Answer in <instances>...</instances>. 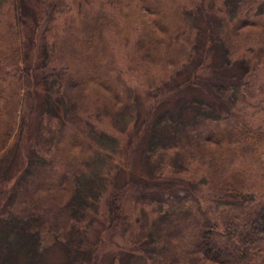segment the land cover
I'll return each mask as SVG.
<instances>
[{
	"label": "rangeland",
	"instance_id": "374dc122",
	"mask_svg": "<svg viewBox=\"0 0 264 264\" xmlns=\"http://www.w3.org/2000/svg\"><path fill=\"white\" fill-rule=\"evenodd\" d=\"M65 1L61 6L56 5L52 19L41 28L43 40L51 44L57 42L70 25H81L82 15L88 19L96 12L104 15L107 25L102 27L104 54L101 63L104 72L116 83L121 97L125 96L129 100V108L124 112L123 106H116L118 104L112 97L100 92L87 90L82 101L79 98L83 95L72 89L74 87H69L67 94L59 78L62 77V63L57 62L55 66L58 70L54 69V76L58 81L55 83L56 94L53 100L60 109L56 106L55 114H51L47 105L46 85L44 81L35 80V86L31 88L36 89V96L31 98L29 104L23 103V111L19 110L13 117L12 126L17 125L16 119L18 125L5 145L9 147L13 142L15 144L6 158L11 170L5 174L3 169L4 175L0 177V218L42 217V257L37 264H66L70 259V254L62 244L67 240L66 236L76 239L80 251L94 253L92 260H88L87 254H77L76 258L82 260L79 264H157L155 254L151 252L156 244L148 241L151 240L152 222L163 216L166 210H176V213L182 209L189 210L191 215L222 221V215L228 207L217 195L223 188L231 187H225V181L232 173V184L264 196V140L258 142L257 146L246 144L243 151L232 155L235 161L223 165L221 176H218V169L213 165L214 156L203 149L196 139H181L179 146H187L181 149L160 147L152 150L149 146L153 128L159 119L155 116L151 118L149 114L159 101L163 100L158 114L169 117L166 114L171 112L179 119L177 112L184 99L173 96L169 81L174 75L172 69L177 64L180 66L176 70L175 84L184 79L181 72L183 65L188 70L187 76L192 77L193 65L190 61L193 59L198 64L201 58V55L195 54L192 43H196L195 32L206 20L204 9L215 12L219 22L225 16L227 24L222 34L224 39L221 40L228 46L226 57L225 47L218 44L209 62L223 66L226 59L243 60L248 61L252 68L250 74H246L244 83L232 87L225 94V100L230 102L212 105L213 112H221L223 117L215 124L225 126L227 119L235 123V119L239 118L247 120L253 129L260 127L264 131V58H257L264 49V14L260 13L264 10V0H229V4L227 0H205V4H202V0H160L169 15L164 22H173L180 28L173 36L174 44L167 49L161 48L162 53L167 50L169 55H163L162 61L154 60V56L147 57L149 62L146 63L139 57L133 58V52L136 50L139 33L143 30V19H152L151 14L143 13L141 17L139 11L134 14L122 4L118 5L116 0ZM244 2L243 15H247L249 22L258 21V26L234 33V24L243 16L238 14L236 17L235 12L240 10ZM235 3L239 6L234 7ZM192 10L194 16L187 24L182 15ZM7 16L3 15L2 19H7ZM189 34L191 38L187 40ZM203 40L206 41V38L202 37V46L205 45ZM235 68L231 69L234 73ZM237 73L243 74L241 70ZM16 80L11 78V82L10 79L1 81L0 87L6 89L15 84ZM189 98L196 99L197 104L198 101L208 104L211 100L201 92H195ZM33 102L34 110L31 112L29 105ZM229 109H232L231 113L227 112ZM27 111L28 116L25 115ZM196 113V109H190L180 115L190 118ZM4 124L6 126L7 117L1 120L0 128ZM18 131L24 137L22 142L16 138ZM202 131L205 134L207 129L204 127ZM94 133L110 137L106 149L94 140L92 142ZM76 136L84 142L74 140ZM129 144L136 146V151L131 146L128 152ZM25 157L31 158L33 165L20 170ZM64 176L70 179L71 184L74 182L73 194L66 191L65 196L60 195L62 191L59 187L53 191L44 189L45 183ZM36 177L41 181L29 190L28 187ZM130 177L133 180L160 182L155 185V189L162 188L158 194L151 193L142 198L140 191L133 186L119 196L115 190L125 188ZM169 183L172 186H168ZM91 186L100 189L90 190ZM76 190L77 197L73 198ZM69 194H72L70 200ZM55 196L58 197V203H61L58 208L53 207L52 202L51 206L43 205ZM115 196L120 206L117 216L113 217L119 219V225L116 226L111 217V202ZM72 206L73 211L70 210ZM162 228H166L163 223ZM23 254L24 251L18 252L17 260H21ZM132 257L138 261H132Z\"/></svg>",
	"mask_w": 264,
	"mask_h": 264
},
{
	"label": "trees",
	"instance_id": "16d2710c",
	"mask_svg": "<svg viewBox=\"0 0 264 264\" xmlns=\"http://www.w3.org/2000/svg\"><path fill=\"white\" fill-rule=\"evenodd\" d=\"M116 2L118 5L122 4L124 8L134 14L139 11L141 17L143 13L152 15V19H143V30L139 33V40L135 45L136 50L133 52V58L139 57L143 63L149 62L146 59L151 56H154V60H164L163 55H169V52L166 50L162 53L161 48L167 49L174 44L173 36L180 27L173 22H164L169 15L163 8L162 2L160 0H116ZM65 3V0H0V82L9 81V79L11 82V78L17 79L15 84H11L6 89H2L4 86L0 87V122L7 117L6 126L4 124V127L0 128V136L2 135L0 140L1 178L4 173L7 174L11 170L10 164L6 163V158L15 144L13 142L9 147L8 145L5 147V145L8 143L7 140L12 138L15 127L18 125L16 119L17 125L12 126L13 117L16 116L15 114L19 110L23 111V103L29 104L31 98H35L37 91L31 88L32 85L35 86V80L44 81L48 95L47 105L50 108L49 111L52 112L51 114L56 112L55 108L58 105L55 104L53 99L56 94L55 83L58 81L54 76L55 70H58L55 66L57 62L62 63L60 69L62 77L59 76V78L67 94L69 87H74L72 89L83 95L79 98L82 101L87 90L100 92L103 95L112 97L118 104L116 106H123L124 112L129 108V100L125 96L124 98L121 97L116 83L104 72L101 63L104 54L103 42L101 41L103 38L102 27L107 25L104 15L96 12L90 19L86 15H82L81 25H70L66 28L64 34L57 39V42L51 44L49 41L43 40L44 34L41 28L52 19L54 11L57 9L55 8L56 5L61 6ZM227 3L229 4V0H227ZM245 3L240 5L238 12H235L236 17L238 14L239 16L244 14ZM202 4H205V0H202ZM237 6L239 5L235 3L234 7ZM188 12L190 15L189 13L182 15V19H185L187 24L189 21L191 22L194 10ZM203 12L206 20L204 25L195 32L194 40L196 43H192L195 54L201 55V58L198 64H195L193 59L190 61L193 65L192 77L187 76L188 70L183 65L181 72L184 79L182 82L175 84L174 81L178 72L176 70L180 66L177 64L172 69L174 75L169 81V83L171 82L170 91L174 92L173 96H181L184 99V102L180 104V110L177 112L179 119L171 112L166 114L169 117L158 114L159 105L163 100L159 101V104H156L154 110H151L149 114L151 118L153 116L159 118L153 128V136L149 140V146L152 150L160 147H179L181 149L187 147L186 145L179 146L181 139L185 137L196 139L202 144L203 149L210 151V154L214 156L213 165L218 169L216 170L218 176H221L223 165L235 161L232 155H237L239 151H243L246 144L255 146L258 142H263L264 131L260 127L253 129L247 120H239V118L235 119L237 121L235 123L227 119L228 122L225 126L215 124L223 117L221 112H213L212 105L214 103L223 105L230 102L225 100V94L232 87L244 83L246 74L249 75L252 68L248 61L243 60L232 61L226 59L223 66H217V64L209 62L218 44L225 47V49L223 47L224 56L228 51V46L221 42L224 39L222 34L225 32L227 24L225 16L219 22L215 12L207 9H204ZM226 12L228 13V11ZM260 13L261 15L264 14V10ZM7 14L11 16L8 17ZM3 15L7 16V19L3 20ZM246 16L243 15L234 24L232 29L234 33L245 30L247 27L258 26V21L249 22ZM168 24L169 27H167ZM190 34L187 35V40H190ZM202 37L206 38V41L203 40L205 42L204 46L201 45ZM178 51L179 49L176 48V52ZM257 58L259 60L264 58V49ZM234 68L236 73L231 70ZM240 70L243 72L242 75L237 73ZM195 92H201L211 100L208 104L201 101H198L197 104L196 99L189 98ZM232 104L235 103L232 102ZM29 107L32 112L34 102ZM190 109L197 110L194 117H188V119L184 115H180L181 112L190 111ZM231 111L232 109H229L227 112L231 113ZM28 114L27 111L25 115L28 116ZM232 114L235 113L232 112ZM8 122H10L9 127ZM205 123L209 124L200 127ZM204 127L207 132L202 134L204 133L202 131ZM16 138L19 142L24 140L21 131L17 132ZM109 138L103 133H94L91 140L106 149L107 139ZM73 139L82 140L77 136ZM131 146L136 151V146L133 147V144H129L128 152L132 149ZM148 159L150 160V158ZM31 160V158L27 159L25 157L20 170L31 168L33 165ZM233 177L234 173L225 181V187L228 185H231V187L223 188L217 195V198L223 200L228 207L227 212L222 215V221L197 217L196 214L191 215V211L182 209L177 213L176 210L172 212L166 210L163 216L152 222L151 240L148 242L156 244L152 247L151 252L155 254L157 264H264V196L235 186L230 180ZM38 181H41V179L36 177L28 189H34ZM149 181L144 179L133 180L130 177L126 181L125 188L115 191L120 196L135 186L140 191L142 198L151 195V193L158 194L157 192L161 190L162 186L155 189V185L160 182ZM73 185L74 182L72 181L71 184L70 179H66L64 176L56 181L51 180L45 183L44 189L53 191L54 188L59 187L62 191L59 194L65 196L66 191L73 194ZM168 186H172V184L169 183ZM89 189L98 191L100 188L91 186ZM72 194L68 195V200H70ZM77 194L78 190L74 192L73 198ZM117 196L113 197L115 199L111 202V217L115 221L114 226L119 225V219L113 218L117 216L120 207L116 201ZM48 201L43 205L51 206L52 202L54 203L53 207L57 206L58 208L61 204L58 203L57 196ZM70 210H74L73 206ZM42 220V217L24 216L0 218V264L40 263L42 257L40 232L41 227L44 225ZM162 223L166 226L165 229L162 228ZM72 228L75 229L73 226ZM66 237L67 240L61 242L67 253L70 254V259L68 258L66 264L82 263V260L76 258V255L82 254L85 256L87 253L80 251L76 239ZM159 240H164V242H159ZM22 251H24V254L21 260H17V253ZM93 255V252H88V260H92ZM132 261L138 260L132 257Z\"/></svg>",
	"mask_w": 264,
	"mask_h": 264
}]
</instances>
